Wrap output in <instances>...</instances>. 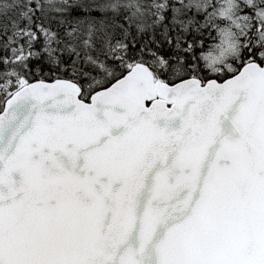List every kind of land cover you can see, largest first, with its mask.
I'll use <instances>...</instances> for the list:
<instances>
[{"label": "snow or ice", "instance_id": "snow-or-ice-1", "mask_svg": "<svg viewBox=\"0 0 264 264\" xmlns=\"http://www.w3.org/2000/svg\"><path fill=\"white\" fill-rule=\"evenodd\" d=\"M0 264H264V0H0Z\"/></svg>", "mask_w": 264, "mask_h": 264}]
</instances>
